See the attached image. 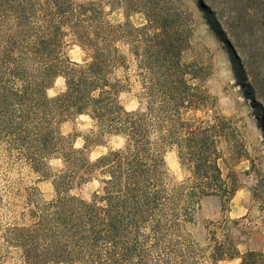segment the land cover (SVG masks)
Masks as SVG:
<instances>
[{
  "label": "rangeland",
  "instance_id": "1",
  "mask_svg": "<svg viewBox=\"0 0 264 264\" xmlns=\"http://www.w3.org/2000/svg\"><path fill=\"white\" fill-rule=\"evenodd\" d=\"M90 1L96 15L88 13ZM112 1L0 0V264H239V258L209 257L210 231L220 241L229 227L239 251H260L264 264V98L243 63L255 56L264 75V18H259L264 7L245 9L246 0H165L188 28L182 60L191 63L205 93L204 106L185 116L223 123L218 162L236 191L224 206L213 196L201 199L181 227L170 223L158 203L156 213L124 220L108 233L104 202L116 201L118 192L105 189L103 171L109 166L93 164L123 148L125 137L106 131L87 113L57 121L42 112L41 96L65 89L64 77L53 76L52 67L89 60L88 23L124 22V11L111 8ZM241 15L245 23L237 20ZM128 20L134 26L145 23L138 12ZM118 46L128 65L111 72L123 85L118 104L135 110L141 82L133 57L125 45ZM158 149L163 164L151 189L180 196L188 171L173 146ZM181 200L183 195L173 202Z\"/></svg>",
  "mask_w": 264,
  "mask_h": 264
},
{
  "label": "trees",
  "instance_id": "2",
  "mask_svg": "<svg viewBox=\"0 0 264 264\" xmlns=\"http://www.w3.org/2000/svg\"><path fill=\"white\" fill-rule=\"evenodd\" d=\"M164 2H110L111 8L116 9V5L122 8L124 22L103 23L97 18L95 23H88L89 60L73 63L64 69L52 67L53 76L60 74L64 77L65 89L53 97L41 96L42 112L47 111L57 121L87 113L106 131L125 137L123 148L99 156L93 164L109 166L103 171L108 176L105 189L118 192L116 201L108 198L104 202L108 233L115 231L124 220L132 223L141 221L147 211L156 213L153 205L158 203L170 217V223L181 227L191 221L193 207L201 199L213 196L224 206L236 191L231 175L224 176L218 162L216 145L225 136L223 123L200 118L191 121L194 117L185 116L187 111L195 112L204 106L205 93L195 81L197 75L191 63L182 60V53L189 46L188 28L177 14L165 7ZM246 2L245 9L248 10L264 7V0ZM93 4V1L88 2V13H94ZM135 12L143 14L144 24L134 26L129 22V15ZM245 16H237V20L245 23ZM88 20L92 21L90 17ZM115 42L125 45L133 57L135 75L141 82V104L135 110L126 111L118 104L117 95L123 85L113 78L111 72L115 67L128 65L125 63L127 56ZM256 60L255 56H250L244 58L243 63L252 87L264 98V75L254 64ZM27 117L23 115L24 119ZM43 124L44 121L39 126ZM44 130L49 132L48 127ZM160 145L173 146L180 163L188 171L187 185L180 195L184 196L183 201L173 202L180 197H176L175 193L161 196L157 190L151 189L163 164L160 150H156ZM124 166L127 170L123 177L121 169ZM156 222L155 227L158 220ZM236 222L233 220V223ZM210 233L207 249L213 261L239 258V264H263L260 251H239L237 245L240 241L234 237L232 228L226 229L220 241L215 231Z\"/></svg>",
  "mask_w": 264,
  "mask_h": 264
}]
</instances>
